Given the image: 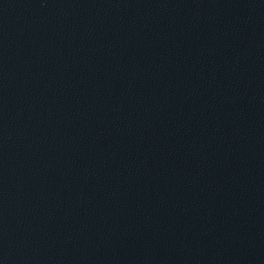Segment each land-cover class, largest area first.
<instances>
[{
    "label": "water",
    "instance_id": "1",
    "mask_svg": "<svg viewBox=\"0 0 264 264\" xmlns=\"http://www.w3.org/2000/svg\"><path fill=\"white\" fill-rule=\"evenodd\" d=\"M0 264H76L49 207L1 123Z\"/></svg>",
    "mask_w": 264,
    "mask_h": 264
}]
</instances>
